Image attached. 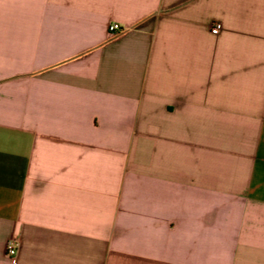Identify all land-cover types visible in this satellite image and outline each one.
I'll return each mask as SVG.
<instances>
[{"label": "crops", "instance_id": "0c3cea01", "mask_svg": "<svg viewBox=\"0 0 264 264\" xmlns=\"http://www.w3.org/2000/svg\"><path fill=\"white\" fill-rule=\"evenodd\" d=\"M0 264H264V0H0Z\"/></svg>", "mask_w": 264, "mask_h": 264}, {"label": "built area", "instance_id": "2783aa9c", "mask_svg": "<svg viewBox=\"0 0 264 264\" xmlns=\"http://www.w3.org/2000/svg\"><path fill=\"white\" fill-rule=\"evenodd\" d=\"M220 29H221V23L218 21H214L209 25V31L212 34L219 33ZM108 31L111 36H116L122 33L124 29L118 23L114 22L108 25ZM18 244H19L18 238L12 237L7 241L5 245V255L7 256V258H9L12 261L16 259Z\"/></svg>", "mask_w": 264, "mask_h": 264}]
</instances>
